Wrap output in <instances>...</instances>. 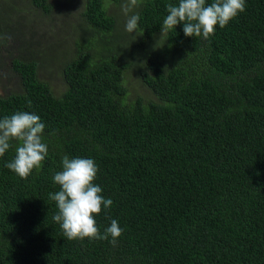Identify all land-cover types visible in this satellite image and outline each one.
Returning a JSON list of instances; mask_svg holds the SVG:
<instances>
[{
    "label": "trees",
    "instance_id": "16d2710c",
    "mask_svg": "<svg viewBox=\"0 0 264 264\" xmlns=\"http://www.w3.org/2000/svg\"><path fill=\"white\" fill-rule=\"evenodd\" d=\"M123 2L82 0L68 41L47 44L60 55L63 42L66 55L46 43L10 54L18 88L0 95V118L39 115L48 155L26 179L5 166L18 141L0 157V264H264V0H246L208 39L185 36L182 22L161 35L177 0H139L128 33L111 13ZM28 3L32 16L55 10ZM20 25L26 46L38 42ZM38 50L60 58L59 93L39 75ZM135 78L149 95L131 94ZM64 155L98 165L113 204L96 222L103 233L118 221L115 245L68 240L53 220Z\"/></svg>",
    "mask_w": 264,
    "mask_h": 264
},
{
    "label": "clouds",
    "instance_id": "9594fccd",
    "mask_svg": "<svg viewBox=\"0 0 264 264\" xmlns=\"http://www.w3.org/2000/svg\"><path fill=\"white\" fill-rule=\"evenodd\" d=\"M139 0H124L121 10L127 17L125 30L137 31ZM246 0H177L176 4L166 5L167 15L163 19L161 35H166L183 23V32L188 37L208 39L215 34L216 26L225 27L239 13L245 11ZM132 13L131 15H129ZM135 40V39H134ZM45 124L39 115L28 111H17L0 118V157L12 147V141H18L13 159L5 166L21 178H27L33 169L42 166L48 155V146L43 141ZM62 168L54 173L53 182L59 190L49 193V198L56 203L57 214L53 220L59 223L63 235L68 240L85 238L108 240L116 244L123 234L116 219L101 233L96 216L103 210L110 209L113 201L105 198L103 189L95 183L99 167L90 157L61 158Z\"/></svg>",
    "mask_w": 264,
    "mask_h": 264
},
{
    "label": "rangeland",
    "instance_id": "374dc122",
    "mask_svg": "<svg viewBox=\"0 0 264 264\" xmlns=\"http://www.w3.org/2000/svg\"><path fill=\"white\" fill-rule=\"evenodd\" d=\"M51 4H55V10L50 11V15H47L46 12L42 13V18L37 15L32 16V11L34 10L33 5H29L28 0H0V9L4 10V15H8L11 18L12 29H6L3 32V40L0 37V95H4L10 91L16 90L18 88V78L16 73L10 68V54L14 53H22L24 52L21 48L27 47V49L34 50V48H40L41 45L45 44V49L47 48V44L52 42V44L58 45V42H61V39L64 41H68L65 37L67 36L65 33L71 34L70 24L73 22L74 16L80 11V4L82 0H48ZM111 13H114L115 16L119 19V22L122 23L125 19V14L121 10V6H116L113 8ZM35 20H30L32 18ZM18 20V21H17ZM23 23L25 27H32V30L35 33V38L38 39V42L34 43L31 47L26 46L25 43L28 42L29 35L28 31L24 32L22 35L21 30L23 27L19 23ZM58 41V42H57ZM2 42V43H1ZM61 53L60 55L56 52L53 47L49 50L47 48V53L52 52L54 54L57 53V57L61 55H66L64 43H61L60 48L58 49ZM29 51H27L28 53ZM52 53L50 55H52ZM36 59L42 60V66L39 68V75L43 77V80L47 81L49 85L54 88L56 93H59L61 88H59L62 84V75H60L59 70V59L53 56V60H46L44 56L39 55V50L32 54ZM49 55V58H50ZM136 80V81H135ZM132 79L134 82H138V84H132L131 94L143 93L145 95H149L150 90L139 83L138 79ZM133 87V88H132Z\"/></svg>",
    "mask_w": 264,
    "mask_h": 264
}]
</instances>
